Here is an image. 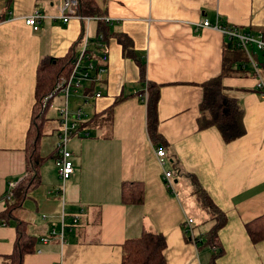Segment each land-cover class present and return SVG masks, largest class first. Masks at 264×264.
I'll return each mask as SVG.
<instances>
[{
  "label": "crops",
  "instance_id": "crops-1",
  "mask_svg": "<svg viewBox=\"0 0 264 264\" xmlns=\"http://www.w3.org/2000/svg\"><path fill=\"white\" fill-rule=\"evenodd\" d=\"M62 1L0 0V212L9 185L28 173L25 140L41 60L85 51L90 78L97 74L80 81L66 101L53 97L44 114L34 155L39 184L11 213L35 239L22 264H120L123 242L145 231L163 237L165 264H264V240L253 244L245 232V224L264 214V98L255 91L247 54L228 49L231 42L210 27L217 22L264 39V0H93L109 30L128 40L126 52L114 36L98 39L96 20L71 17L63 23ZM35 11L41 16L34 31L23 21ZM203 21L210 26L202 27ZM129 52L144 63L142 82ZM247 52L264 83V51L251 45ZM234 53L247 63L223 64ZM222 66L231 73L221 81L223 93L236 100L243 130L227 143L215 128L199 129L197 123L202 84L218 77ZM148 82L159 86L156 130L163 142L157 148L164 151L165 170H177L173 184L183 185L181 198L164 187L146 132L145 102L137 94ZM61 109L72 165L63 182L54 163ZM124 182L142 185L140 204H120ZM194 183L223 216L216 247L205 238L194 244L182 233L184 217L193 220L196 234L214 225L200 204L201 220L190 214L198 202ZM61 213L67 228L60 239ZM14 239L12 221H0V264H6L2 258Z\"/></svg>",
  "mask_w": 264,
  "mask_h": 264
},
{
  "label": "trees",
  "instance_id": "trees-1",
  "mask_svg": "<svg viewBox=\"0 0 264 264\" xmlns=\"http://www.w3.org/2000/svg\"><path fill=\"white\" fill-rule=\"evenodd\" d=\"M76 14L80 17H97L99 32L98 37H100V40L103 41L106 38L114 36L122 45L125 52L129 50L127 45L128 40L123 35L112 33L109 30L107 24H105L104 18L102 17V13L98 10L93 0H77ZM228 49L239 51L238 49H235L232 44L228 47ZM76 57L77 56L70 52L61 59H43L36 68L34 103L31 108V130L27 132L25 140V161L28 173L18 185L10 190L11 197L9 200L5 201V207L3 211L0 212V221H2L4 225H9L10 221H12L13 229L15 231L12 251L8 256L2 258L6 264H22L23 257L34 252L35 239L26 235L24 223L14 220L11 213L21 206V203L25 199L27 193L39 184L35 167L38 166L40 160L34 156L39 137V127L42 121H44V114L50 107V100L59 94L55 92L57 85L62 79H66L69 76L72 69V62L76 59ZM128 57L132 58V60L138 65L141 74L140 81L142 82L144 67L143 61L133 52H129ZM224 62L227 63L228 66L232 63H247L246 58L243 54L241 55V53H234L227 62L226 60L224 61L223 58V64ZM238 68H240V64L238 65ZM230 74L231 73H228L227 69L222 66L218 77L210 79L202 84V97L198 106L199 119L197 120V123L199 129H206L210 127L215 128L225 143L238 138L243 133L240 124L241 110L235 99L224 95V88L221 84L222 79L226 76H230ZM96 78L97 74L93 76V79L96 80ZM144 91L146 93V132L149 140L154 146H156L155 148H157V144L163 142L156 130V105L158 101L159 86L148 82L145 83ZM49 93H53V95L46 102H44V98H46ZM142 95L143 91L137 94L141 101ZM57 121L59 123L58 115ZM174 171L177 172L176 169ZM175 177H178V173L175 174ZM194 185L195 193L198 194L197 200L199 204L209 211L211 215L210 219L214 221V225L210 230H208V232L204 234L199 231L197 232L196 236L197 240H199L197 243H200V241L205 238L207 244H211L216 247L218 244L215 235L216 231L223 224V216L216 210L199 187L195 183ZM119 195L121 205H138L142 202L143 198L142 185L136 182H124L120 185ZM75 217H77V215H75ZM70 225L74 226L75 224ZM194 228L195 226H193V229ZM245 232L251 243L255 244L263 241L264 214L245 224ZM164 246L165 242L160 234L146 231L142 232L137 238L127 239L123 242L121 245L120 264H165L162 255Z\"/></svg>",
  "mask_w": 264,
  "mask_h": 264
},
{
  "label": "built area",
  "instance_id": "built-area-1",
  "mask_svg": "<svg viewBox=\"0 0 264 264\" xmlns=\"http://www.w3.org/2000/svg\"><path fill=\"white\" fill-rule=\"evenodd\" d=\"M76 7H77V0H63L61 7L59 9V18L63 23H65L69 18L74 17L80 21H93V20H98L97 17H80L79 15L76 14ZM40 14L35 11L32 15L27 17L23 23L25 26L30 27L34 31L37 30V19L40 18ZM105 22L107 19H104ZM202 27H208L210 26L207 21H203L201 23ZM212 29L219 31L225 38H227L232 46L235 49L241 50L245 52L247 55L248 59V64L251 68V73L253 77L256 80L255 84V91L259 93L260 97L264 98V83L262 82L258 70H257V65L253 63L250 60V57L247 52V48L249 46H253L255 49L258 51H264V39L262 35H252L250 33H245L242 32L236 28L233 27H221L217 22H215L212 26H210ZM100 40V37L98 38ZM100 46V45H99ZM101 59L105 60V53L103 50V47L101 48ZM85 66L82 68V66ZM93 69L92 64L86 57L85 51H82L79 53V55L74 59L72 62V69L69 74V76L66 79H62L60 83L57 85L55 92L61 94L66 101L67 95L69 94L70 90L72 88H75L79 85L80 81H86L93 79L90 78L89 74L91 73V70ZM53 93H49L46 98H44V102H46ZM99 94H96L95 97H99ZM142 101L145 102L146 100V93L145 91L143 92V95L141 97ZM64 107H66V102L64 103ZM58 118H59V125L61 127L62 133L58 135V142L56 143V153L57 156L54 160L55 167L57 169V175L60 179L61 182L65 181L68 179V177L72 173V165L69 160V153L65 148L66 145V139L67 136L70 134V131L67 129V122H66V112L65 109H61L58 112ZM155 156L157 158L158 165L160 167L164 187L167 189L169 193H171L173 196L176 197V193L174 191V184H173V179L174 175L176 174V171H166L164 168V151L161 148H155L154 149ZM14 187V185H9V189L7 193L5 194V199L9 200L11 197L10 190ZM77 222V217H72L71 224L74 225ZM59 223H60V234L58 237L61 239L62 238V229L67 228V224L64 223V216L61 213V216L59 217ZM182 232L185 236H188L189 240L196 244L199 240H197V236L194 233L193 227H192V219L188 217H184L183 222H182ZM50 235H54V232L52 231ZM42 242L45 240L42 239Z\"/></svg>",
  "mask_w": 264,
  "mask_h": 264
},
{
  "label": "rangeland",
  "instance_id": "rangeland-1",
  "mask_svg": "<svg viewBox=\"0 0 264 264\" xmlns=\"http://www.w3.org/2000/svg\"><path fill=\"white\" fill-rule=\"evenodd\" d=\"M68 101L71 103V101H72V96H70V98L68 99ZM69 103V104H70ZM184 190V187H183V185H178V186H176V187H174V191H175V193H177L179 196H180V198H181V196H183L182 195V191ZM184 198V197H183ZM194 203V202H193ZM184 205V204H183ZM200 209H201V206L199 205V203L198 202H195L194 203V207H193V213H190L191 214V216L193 217V219L195 220V221H199V220H201V211L202 212H204L203 210H201L200 211ZM191 219V218H190ZM193 225H194V222H193V220H192V227H193ZM196 226V225H195ZM201 226V224L200 223H197V227H200ZM194 230V229H193ZM183 233V232H182ZM194 233H195V231H194ZM196 234V233H195ZM185 237H187L188 238V236H185ZM189 239V238H188ZM190 241V240H189ZM191 242V241H190ZM197 244V243H196ZM200 251H202L203 252V250H199V252ZM203 254H205V252L203 253ZM208 257H209V254H208Z\"/></svg>",
  "mask_w": 264,
  "mask_h": 264
}]
</instances>
